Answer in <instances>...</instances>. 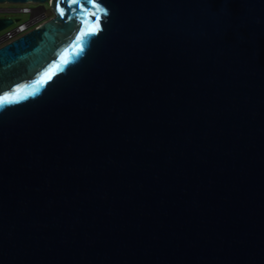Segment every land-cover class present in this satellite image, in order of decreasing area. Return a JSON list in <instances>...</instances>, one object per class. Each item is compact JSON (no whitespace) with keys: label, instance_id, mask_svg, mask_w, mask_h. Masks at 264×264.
<instances>
[{"label":"water","instance_id":"95a60500","mask_svg":"<svg viewBox=\"0 0 264 264\" xmlns=\"http://www.w3.org/2000/svg\"><path fill=\"white\" fill-rule=\"evenodd\" d=\"M6 4L0 264H264V0Z\"/></svg>","mask_w":264,"mask_h":264},{"label":"built area","instance_id":"2783aa9c","mask_svg":"<svg viewBox=\"0 0 264 264\" xmlns=\"http://www.w3.org/2000/svg\"><path fill=\"white\" fill-rule=\"evenodd\" d=\"M3 13L6 17H11L13 19L14 17L11 15H18L16 18L18 21L0 32V48L34 28L39 27L43 23V19L37 9L30 7V5H21L14 9H2L0 6V15Z\"/></svg>","mask_w":264,"mask_h":264},{"label":"rangeland","instance_id":"374dc122","mask_svg":"<svg viewBox=\"0 0 264 264\" xmlns=\"http://www.w3.org/2000/svg\"><path fill=\"white\" fill-rule=\"evenodd\" d=\"M0 6L2 9H14V8L18 7V5H8V4L0 5ZM30 7L37 9L38 13L41 15V17L43 19L42 22L47 21L48 19H50L53 16V12H52L49 4H47V5L31 4ZM0 16H5V14L3 13ZM11 16L14 17V19H16L18 15H11Z\"/></svg>","mask_w":264,"mask_h":264},{"label":"snow or ice","instance_id":"6c2138e0","mask_svg":"<svg viewBox=\"0 0 264 264\" xmlns=\"http://www.w3.org/2000/svg\"><path fill=\"white\" fill-rule=\"evenodd\" d=\"M76 2V0H72V3H75ZM58 10L61 12V15H63L64 14V11H63V9H59V7H58ZM93 31V33L95 32V29H93L92 30ZM77 39H80V37L78 36V37H76ZM65 63H68V61L67 60H65ZM52 77H51V75H49L48 77H47V79L44 81V83H47V81L48 80H50Z\"/></svg>","mask_w":264,"mask_h":264}]
</instances>
